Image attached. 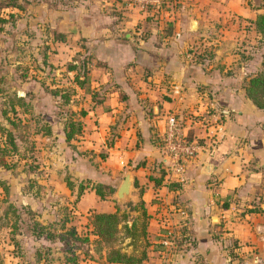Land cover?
Masks as SVG:
<instances>
[{
	"label": "crops",
	"instance_id": "0c3cea01",
	"mask_svg": "<svg viewBox=\"0 0 264 264\" xmlns=\"http://www.w3.org/2000/svg\"><path fill=\"white\" fill-rule=\"evenodd\" d=\"M166 6L152 16L125 0H29V18L43 23L48 42L82 45L86 75L77 89L84 87L80 99L89 105L77 108V148L105 153L96 168L117 184L104 197L123 204L99 210L101 198L89 185L76 210L126 213L124 225L132 229L133 222L150 251L134 264L183 261L178 254H153L169 224H179L176 239L187 236L186 261L264 264V107H255L243 88L264 67V42L253 27L264 0H166ZM205 111L223 115L213 144L206 136L213 127L199 122ZM169 113L201 146L178 174L158 141ZM53 134L64 139V130ZM82 162L86 174L91 166ZM126 174L132 181L127 203L115 197ZM40 179L58 186L50 194L60 203L75 198L60 175ZM48 211H37L41 224Z\"/></svg>",
	"mask_w": 264,
	"mask_h": 264
},
{
	"label": "rangeland",
	"instance_id": "374dc122",
	"mask_svg": "<svg viewBox=\"0 0 264 264\" xmlns=\"http://www.w3.org/2000/svg\"><path fill=\"white\" fill-rule=\"evenodd\" d=\"M28 5L29 0H0V14H5L8 19L0 31V145L6 148L0 153V264H107L102 260L107 244L86 232L89 228L86 225L88 215L91 210H96L89 209L92 205L91 196L86 194L83 197L84 205L88 206L90 212L80 213L76 210L78 195L75 190L78 183H100L105 196L112 195L107 194V191L109 188L114 189L117 183L107 182V173L96 168V164L106 155L104 152L77 148L80 141L77 133L68 141L53 134L61 133L68 121L80 123L77 108L79 105H89V102L80 99L84 87H81L83 90L77 89L72 81L73 72L66 68L70 63L78 68L87 59L80 50L82 45L74 40L66 39L58 44L48 42L43 23H35L29 18ZM45 46L51 50L47 54ZM78 72L80 79H83L86 75L85 66L84 71L78 68ZM62 88L70 94L68 102L59 96V89ZM54 92L59 95H54ZM19 94L26 108L15 101ZM45 123L51 129L48 137L41 136L35 130L37 127L34 128ZM54 129L56 132H53ZM4 131L12 135L15 149L5 143L7 138ZM79 159L83 160L76 165ZM82 161L91 166L86 174L81 168ZM73 164L80 167L75 168ZM95 170L98 172L95 173ZM52 173L72 184L75 198L74 195L70 200L66 197L60 203L57 197L50 194L51 190L56 192L58 189L56 184L38 182V179L43 180ZM100 200L99 210H107L111 205L120 209L123 205L109 203L111 199L108 197ZM42 208H48L49 211L41 224L37 220L41 214L37 211ZM59 219H67L63 228L58 227ZM126 219H123L115 239L109 245L121 252L127 250V254L141 257L144 253V257H147L150 251L142 241L138 228L133 232L132 241L125 239ZM34 223L42 225V231H49L52 236L40 235L39 226L35 227ZM137 223L139 227L138 219ZM177 225H164L167 229L163 233L165 243L159 241L158 250L153 251V254L164 259L167 254H178L183 259L178 264H205L202 261L185 260L187 248L183 246V239L187 236L179 240L174 237ZM72 228L78 233L76 236L71 233ZM85 234L88 241L81 242ZM70 258L74 261L70 262Z\"/></svg>",
	"mask_w": 264,
	"mask_h": 264
},
{
	"label": "trees",
	"instance_id": "16d2710c",
	"mask_svg": "<svg viewBox=\"0 0 264 264\" xmlns=\"http://www.w3.org/2000/svg\"><path fill=\"white\" fill-rule=\"evenodd\" d=\"M125 1L127 2V0ZM160 3L163 9L167 8L166 0H160ZM139 12H144L145 14L150 13L153 16V15H156L159 12V10L156 8L154 9L152 7H147L144 11H139ZM8 16H10V14H8ZM7 21L8 19L6 15L0 14V31H2V24L6 23ZM253 27H254V30L259 34L260 39L264 42V13L257 14L255 16L253 20ZM85 63L86 61L82 62V65H79L78 68H81L82 71H84ZM66 68H67V71L73 72L72 81L75 83V85L81 86L82 80L78 78L80 73L78 72V68H76V65L74 63H70L66 66ZM243 88H244V93L246 97L252 102V104L257 108H263L264 107V67L258 72H256L254 75L246 79ZM64 89L65 88L59 89L61 91L60 95L55 92L53 94L59 95L60 97L63 96L64 102H68L70 94H68ZM61 94H64V95H61ZM15 101L20 103L19 105L25 106V103H23V98L18 97ZM26 107L27 105L25 106V108ZM82 113L83 111H80V114ZM36 127L37 129L35 130L38 131L41 136L48 137L51 135V129L47 123H45L44 125H41L40 127L34 126V128ZM75 133H77L78 138H80L81 133H82L80 123H77V122L75 123L72 120L68 121L67 126H65L64 128V139L66 141L70 140ZM4 134L7 138V141L5 143H8L11 146V148L15 149V144L13 142L12 135L8 131H4ZM187 140H190V138L187 137ZM158 141H159V146H160L161 139H158ZM5 149H6L5 147L0 145V153H3ZM64 182H65L66 187L69 190H72L73 188L72 184L66 181ZM88 186L89 185L87 184L82 185L81 183H78L76 185V192H77L76 194L77 195L81 194V192ZM90 187L93 188L94 193L100 198H103L106 195V193L102 191V185L100 183H98V185H90ZM113 192H114V189L109 188V190L107 191V194H112ZM128 205L130 206V204H127V206ZM141 214L144 216L143 210ZM126 217H127V214L124 212L119 213L118 209L112 212L92 211L88 215L86 225L89 226V228L86 229L87 230L86 232L90 236H93L95 239H97L99 242L103 244H107L105 247V251L103 253V261L107 264H134V263L140 262L141 259L145 256L144 253H142L141 257L136 256V255L126 254L125 252H121L119 249H115L109 245L113 241V239H115V234L119 230L118 225ZM66 221L67 219H62L60 222L58 221L59 223L58 227L63 228ZM34 225L35 227L39 226L38 229L40 230L39 231L40 235L44 234L46 237L52 236V233L50 234L49 231H45V232L42 231L43 230L42 225H37L36 223H34ZM53 226H55V224H53ZM133 227H134V223L132 222V225H131L132 229H129L128 227L124 225V230L128 234L133 235V231H134ZM71 233L75 236L76 234H78L75 231V229H73ZM80 240L81 242H87L88 241L87 234H85V236H83ZM71 261H74V259L70 258V262Z\"/></svg>",
	"mask_w": 264,
	"mask_h": 264
},
{
	"label": "built area",
	"instance_id": "2783aa9c",
	"mask_svg": "<svg viewBox=\"0 0 264 264\" xmlns=\"http://www.w3.org/2000/svg\"><path fill=\"white\" fill-rule=\"evenodd\" d=\"M127 3L138 11H144L147 7L156 8L159 12L163 11L160 0H127ZM199 118V122L203 127H213L214 132L206 135L209 137V143L213 144L216 141L215 136L217 133H222L223 131L222 112L205 111ZM200 148V143L195 139L187 140L181 124L169 113L165 118V128L161 138L160 150L173 164L172 173L178 174L181 172L185 161L191 158ZM178 179L179 181L181 180L180 177Z\"/></svg>",
	"mask_w": 264,
	"mask_h": 264
},
{
	"label": "water",
	"instance_id": "95a60500",
	"mask_svg": "<svg viewBox=\"0 0 264 264\" xmlns=\"http://www.w3.org/2000/svg\"><path fill=\"white\" fill-rule=\"evenodd\" d=\"M131 184L132 181L130 176L126 174L115 192V197L118 201H123L125 203L129 201Z\"/></svg>",
	"mask_w": 264,
	"mask_h": 264
}]
</instances>
